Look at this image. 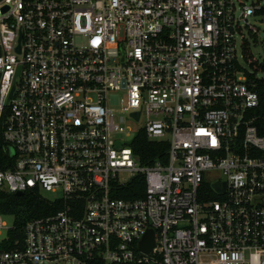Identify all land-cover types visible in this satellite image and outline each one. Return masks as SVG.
Listing matches in <instances>:
<instances>
[{"label":"built area","instance_id":"2783aa9c","mask_svg":"<svg viewBox=\"0 0 264 264\" xmlns=\"http://www.w3.org/2000/svg\"><path fill=\"white\" fill-rule=\"evenodd\" d=\"M261 6L0 0V194L54 202L20 243L0 216V264H264V77L237 54Z\"/></svg>","mask_w":264,"mask_h":264},{"label":"trees","instance_id":"16d2710c","mask_svg":"<svg viewBox=\"0 0 264 264\" xmlns=\"http://www.w3.org/2000/svg\"><path fill=\"white\" fill-rule=\"evenodd\" d=\"M256 14H264V3ZM264 47V40H263ZM245 60L249 65L253 62L249 60L248 55L244 53ZM258 67L264 71V61ZM135 156L138 157L142 164H150L156 160H164L167 150V142L164 141H149L147 140L143 130L135 134L129 143ZM1 148V146H0ZM1 151V149H0ZM3 156L0 152V156ZM144 189L143 178L137 176L127 184L123 191L119 192L121 197L141 196ZM54 202L42 197L35 191H24L21 195L1 193L0 194V212L10 214L14 218V227L9 231L11 240L19 239V243L23 237V225L31 218L39 217L48 214L53 210ZM4 247H11V244H3Z\"/></svg>","mask_w":264,"mask_h":264},{"label":"rangeland","instance_id":"374dc122","mask_svg":"<svg viewBox=\"0 0 264 264\" xmlns=\"http://www.w3.org/2000/svg\"><path fill=\"white\" fill-rule=\"evenodd\" d=\"M250 1V0H248ZM264 0H259V4L263 5ZM248 22L250 24H253L257 27V32L255 34H252L247 26H243L241 33L237 37V54L240 56V63L247 69L251 70L255 73L258 77H264V71L261 70L258 65L264 61V47H263V40H264V14H256L254 17H249ZM241 39L244 43L243 45V52L248 55V58L250 61L253 62V65H249L248 61L243 59L241 57L242 48L240 45ZM114 108H117L118 105H113ZM144 116L140 118L138 122H135L133 120H128L126 123L131 128V136L134 135L137 128L143 123ZM124 139H127V137H124ZM43 196L47 198L53 197L55 194L48 193V192H42ZM3 221L6 223L8 227L12 226L14 218L10 214H1L0 215ZM45 264H64L63 261H56L53 263L46 262ZM69 264H78L77 262H72Z\"/></svg>","mask_w":264,"mask_h":264},{"label":"water","instance_id":"95a60500","mask_svg":"<svg viewBox=\"0 0 264 264\" xmlns=\"http://www.w3.org/2000/svg\"><path fill=\"white\" fill-rule=\"evenodd\" d=\"M215 186H217V185H215ZM15 194L16 195H21L22 193L21 192H16ZM152 246H153V232H152V230H148L145 233L143 239L141 240L140 248L143 251L147 252V251H149L152 248Z\"/></svg>","mask_w":264,"mask_h":264}]
</instances>
